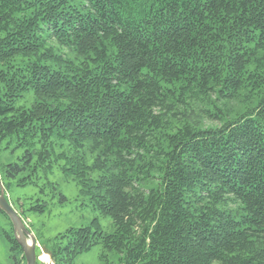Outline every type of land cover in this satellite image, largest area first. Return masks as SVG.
<instances>
[{
	"label": "trees",
	"instance_id": "trees-1",
	"mask_svg": "<svg viewBox=\"0 0 264 264\" xmlns=\"http://www.w3.org/2000/svg\"><path fill=\"white\" fill-rule=\"evenodd\" d=\"M3 142L6 176L58 165L112 219L58 233L54 264H264V0H0Z\"/></svg>",
	"mask_w": 264,
	"mask_h": 264
},
{
	"label": "rangeland",
	"instance_id": "rangeland-1",
	"mask_svg": "<svg viewBox=\"0 0 264 264\" xmlns=\"http://www.w3.org/2000/svg\"><path fill=\"white\" fill-rule=\"evenodd\" d=\"M28 104L32 98L28 96ZM24 101H20L22 104ZM202 107L198 104L185 110V115L190 116V121L204 120L206 124H217L203 118ZM3 142L0 151V189L3 187L5 195L12 207L23 218L28 230L32 232L37 240V255L40 264H54L45 244L58 233L69 227L87 226L97 220L105 232L114 230L112 219L109 216L100 214L90 201L80 191V186L71 177L62 172L58 165H54L51 172L40 170L35 176V183L19 185V179L27 173H22L15 178L8 177L2 171L5 164L19 162V158L25 152L24 147L11 144L7 148ZM61 194L66 196L61 201ZM45 201L47 209L44 212L27 211L31 205ZM26 210L25 212H23ZM11 229V223L2 212H0V264H17L15 255L11 250L10 242L6 232ZM47 254L49 260L43 255ZM23 254L19 256L20 264ZM117 256L105 248L102 244L94 246L90 251L78 256L74 264H116Z\"/></svg>",
	"mask_w": 264,
	"mask_h": 264
},
{
	"label": "water",
	"instance_id": "water-1",
	"mask_svg": "<svg viewBox=\"0 0 264 264\" xmlns=\"http://www.w3.org/2000/svg\"><path fill=\"white\" fill-rule=\"evenodd\" d=\"M0 209L8 215L13 224L14 235L23 248L26 264H36L38 260L37 240L32 232L28 230L22 217L10 204L3 187L0 189Z\"/></svg>",
	"mask_w": 264,
	"mask_h": 264
},
{
	"label": "bare ground",
	"instance_id": "bare-ground-1",
	"mask_svg": "<svg viewBox=\"0 0 264 264\" xmlns=\"http://www.w3.org/2000/svg\"><path fill=\"white\" fill-rule=\"evenodd\" d=\"M43 258H44L45 260H49V256H48L47 254H44V255H43Z\"/></svg>",
	"mask_w": 264,
	"mask_h": 264
}]
</instances>
